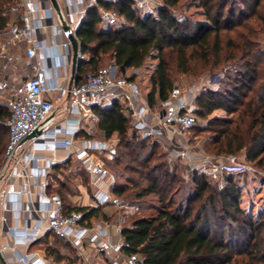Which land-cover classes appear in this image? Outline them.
Masks as SVG:
<instances>
[{
	"label": "trees",
	"instance_id": "trees-1",
	"mask_svg": "<svg viewBox=\"0 0 264 264\" xmlns=\"http://www.w3.org/2000/svg\"><path fill=\"white\" fill-rule=\"evenodd\" d=\"M158 1L154 13H141L132 0L101 2L100 6L119 12L123 19L120 30L104 27L98 7L89 8L76 34L84 58L78 61L75 82L82 83L89 72L108 69L103 67L105 61L110 62L109 68L117 66L118 74L133 72L126 77L136 82L134 72L153 59L157 65L150 77L147 101L156 108L160 101L169 99L175 74L189 73L194 61L217 66L249 58L220 88L208 90L197 99V116L208 122L200 130L212 132L206 145L214 157L244 155L264 169V62L252 43L256 29L264 31V0H239L235 7L229 5L233 0ZM187 2L199 10L203 20L178 12L185 8L188 12ZM19 6V0H0V35L19 21ZM251 19L255 20L253 25L248 23ZM240 28L244 31L235 32L234 37L227 35L223 41L224 33ZM218 110L228 116H213ZM94 111L99 118L97 130L106 140L116 136L119 141L115 164L120 166L118 172L124 182L116 183L112 194L130 208L137 207L136 212L146 209L142 205L149 201L153 212L141 214L122 227L124 255L137 254L144 264H264V217L255 220L240 206L241 193L230 174L222 175L224 185L220 186L198 171L179 175L168 163L152 165L159 142L141 137L122 105L116 101ZM9 118L7 105H1L0 155L3 148L5 153L6 138L8 142ZM76 137L84 138L80 134ZM123 172L136 174L139 180ZM103 207L64 204L66 212L81 211L88 221L102 216L108 219ZM218 226H233L234 230L218 233ZM54 241L70 245L58 237ZM46 250L59 264L79 261V257H68L60 249Z\"/></svg>",
	"mask_w": 264,
	"mask_h": 264
},
{
	"label": "built area",
	"instance_id": "built-area-1",
	"mask_svg": "<svg viewBox=\"0 0 264 264\" xmlns=\"http://www.w3.org/2000/svg\"><path fill=\"white\" fill-rule=\"evenodd\" d=\"M36 2L35 6L24 11L19 21L9 25L5 33L9 37L0 36V70L6 71L11 64L19 60L17 51L24 50L25 58L29 61L31 74L27 75L24 82L19 85L11 84L7 80L0 81V89L9 92L6 105L10 112V118L6 125L8 128V142L4 153V158L0 167V179L7 174L13 176L16 173V166L22 165L17 157L21 149L23 140L32 132L43 130V133L36 138L35 146L42 149H68L74 147V137L79 131V127L85 118L98 122L99 118L95 114L96 107H110L114 102L122 105L126 115L132 121L134 129L141 137L149 138L158 142L167 139L171 143L172 150L176 151L185 161H189L188 170L198 171L212 181L221 178L223 169V157L216 159L202 155L201 148L192 146L185 142L187 132L197 123L196 98L205 93L206 88L199 94H195L189 89L175 86L166 101H160L156 108H152L136 82L129 80L124 75H118L114 69H101L97 73H87L85 80L78 84L69 86L53 83L60 75V66H50L48 63V50L44 38V30L52 28V42L56 51L60 52L65 64H71L73 54L72 45L68 38L58 42V37L65 34L58 20V24L52 21L57 16L53 6L46 7L44 0ZM69 2V0H63ZM104 0H89L90 6L98 7L99 16L106 28L114 29L115 26L122 27L119 12L112 8H104L99 4ZM121 2L125 0H113ZM138 8H144L152 2L151 0H132ZM70 3V2H69ZM146 13H149L146 11ZM75 18L76 11H69ZM120 21V22H119ZM68 23V22H67ZM71 28L70 24L68 23ZM66 36V35H65ZM45 57L44 64L39 62V53ZM79 58H84L79 53ZM136 70L134 74H138ZM221 83V77H213L209 81L210 85ZM68 102L69 110L76 118L65 120L66 126L58 127L45 132L44 126L55 109L56 104ZM70 134V138L61 139V135ZM85 145L76 154L85 166L93 165V174L100 179L109 177V171L99 157L95 160L92 155L108 154L110 145L108 142L96 140H85ZM39 157H33L36 162ZM187 161V162H188ZM228 168V167H227ZM228 170L235 171V168ZM19 176H28L25 169L19 172ZM1 181V180H0ZM43 207L36 214L37 221L35 227L26 226L9 227L8 219L3 218L5 231L13 239V243H33L37 240L43 226L48 227L54 237L61 238L79 251L85 242L95 247L99 254L107 255L110 258L109 264H144L137 254L124 255L122 252L123 243H114L108 228L101 225H94L88 221L81 211L66 212L64 204L58 196L48 197L43 193ZM97 206L115 205L119 206L120 200L110 192L99 191L95 196ZM2 252L13 249L10 243L0 241ZM22 261L24 264H48V262L35 252L21 256L15 253V258L7 259L8 262ZM85 264H87L84 261Z\"/></svg>",
	"mask_w": 264,
	"mask_h": 264
},
{
	"label": "crops",
	"instance_id": "crops-1",
	"mask_svg": "<svg viewBox=\"0 0 264 264\" xmlns=\"http://www.w3.org/2000/svg\"><path fill=\"white\" fill-rule=\"evenodd\" d=\"M19 14H22L26 10L32 9L36 2L40 1L43 3L42 0H19ZM60 1V6L63 12V15L66 21L70 24L71 29L75 32L77 27L81 24L84 18L87 15V12L90 6L89 0H69V2H65L63 0ZM44 4L46 7H51L52 4L49 0H44ZM102 3H114L113 0H104ZM69 11H76L77 16L73 18ZM149 13H154L147 11ZM58 16V15H57ZM58 20L60 21L59 17H55L53 19L54 24H58ZM62 26V25H61ZM105 27V26H104ZM52 28H47L44 30V38L45 42L50 49L48 50V57H49V65L53 67L60 66V75L54 80L53 83L58 85L69 86L71 82V74H72V65L70 67L69 64H65L62 56L60 55L59 51H56L53 47L52 42ZM1 37H9L8 33H3L0 35ZM67 39L65 34H62L58 37V42L62 43ZM13 50L17 53L19 60L15 61L8 70L2 71L0 70V81L7 80V82L11 84L19 85L25 81L27 75L31 74V68L29 61L26 60L24 50L21 49L17 51L16 47H13ZM46 53V54H47ZM44 53H39V62H42V59L45 57ZM1 62V59H0ZM113 65V69H114ZM115 70V69H114ZM130 70L127 72H122L119 75L128 76ZM118 74V70L116 71ZM150 89L148 90L149 93ZM9 92L7 90L0 89V106L6 105V100ZM147 99V95H145ZM124 113L126 111L124 109ZM76 118L74 115L71 114L69 110L68 102H63L60 104L55 105V109L51 115V119L47 122L44 126L45 132L51 131L58 127L66 126L65 120L67 119H74ZM82 135L84 138H77L76 136L74 139V147L71 150L68 149H42L41 147L35 146L36 139L23 141L21 144V149L17 154V157L21 160L22 165L16 166V173L13 176H9L7 174L3 179H0V241L4 243H10L13 245V249L4 251L3 254L7 259L15 258V253H19L21 256H25L28 253L35 252L38 256L43 257L48 264H57L56 262L52 261L51 259H47L44 256L42 250L37 248V245L40 243L39 239L47 237L46 243L53 242L55 237L50 233L48 227L43 226L40 234L35 242L38 241V244L35 245L33 243H13V239L7 233V231L3 230V218L6 217L8 219L9 227L19 226L24 227L28 222L29 227H35L37 216L36 214L39 213L43 207V193L46 194L48 197L57 196L56 193L49 192L50 188H52L53 184H50V180L54 178H61V174L70 168L71 164L79 163L84 166L90 175V185L88 188V192L86 191L87 188L80 186V189H84L86 192L81 191L80 196H75L72 200L75 207H90L96 208L98 207L95 202V196L99 191L110 192L109 188V177L106 179H100L98 176L94 175L93 165L85 166L81 160H78L76 154L82 149L85 145L84 141L88 140H96L100 142H108L111 149V143L113 137L110 140H106L102 133L97 130V122L92 121L89 118L83 119L79 131L77 135ZM89 136L90 139H86L85 137ZM71 135H61L59 138L65 139L70 138ZM102 156L99 154H93L92 157L95 160ZM33 157H39V159L35 162ZM56 167H58L57 171H55ZM25 169L28 173V176H19V172ZM81 189V190H82ZM90 193V194H88ZM91 195V196H90ZM119 206L115 205H106L103 207V211L107 214L108 212H115ZM111 210H110V209ZM110 210V211H108ZM122 210V209H121ZM127 209L125 211V214ZM128 213V212H127ZM111 214V213H110ZM112 216L109 215L108 219L100 218L98 221L97 217L91 219V223L94 225H101L102 227L108 228L110 234L112 235V239L114 243H123V238L121 235V230L123 227V223H125L122 219H111ZM111 220V221H110ZM78 251V250H77ZM79 255V264H109L110 258L107 255L99 254L97 249L93 247L88 240H85L83 246L79 248L78 251ZM9 264H24L22 261H15L8 262Z\"/></svg>",
	"mask_w": 264,
	"mask_h": 264
},
{
	"label": "rangeland",
	"instance_id": "rangeland-1",
	"mask_svg": "<svg viewBox=\"0 0 264 264\" xmlns=\"http://www.w3.org/2000/svg\"><path fill=\"white\" fill-rule=\"evenodd\" d=\"M147 6L144 8H138L141 13H146V11L154 12L156 11V8L159 4L158 0H151ZM239 0H233L231 4L232 7L236 6ZM190 3H186V6L189 7V10L187 12L186 8L184 10L179 9L178 12H181L182 15H187L193 17V19H198V20H203L204 18L197 13L199 10L195 7L190 8ZM263 12V10H262ZM179 17L182 15L177 13ZM121 21V22H120ZM120 23H122L123 19H120ZM255 22L254 19L249 20V24L253 25ZM115 30H120L121 28L119 26L114 27ZM243 32V28H240L238 30H234L232 32H228L227 34L224 33L223 41L227 39V35H231V37H234L236 35L235 32ZM252 43L256 45L254 49L258 51L257 57L261 59V61L264 62V31L261 29H256L254 37H252ZM246 61H249V58H246L245 60H236L234 62H223L221 65L213 66L211 65H206L201 61H194L191 66V71L187 74H182V73H176L175 74V86H180L184 89H189L193 91L196 95L199 94L202 89L211 90V89H218L222 86L224 80L231 75H235L238 71H240L241 66L244 65ZM157 65L156 60H149L147 65L139 71L137 74L136 78V83L139 86L140 90L142 91L143 95L148 94V90L151 89L150 85V77ZM110 62L105 61V64L103 67L109 68ZM71 67V64H70ZM112 67V66H111ZM133 72H129L128 75H132ZM119 75V74H118ZM213 77H221V83L217 85H210L209 81ZM206 92V91H205ZM197 99H195L193 104H196L197 108ZM5 105V104H4ZM213 116H217L220 118H225L228 115L226 112L223 110H218L216 111ZM198 117V116H197ZM207 120H200L199 117L197 119L196 126L194 129H190L189 132H187L185 136V142H189L192 146H198L201 148L202 155H208L214 159L217 157H214L213 153L208 151V146L206 145V141L209 139V137L212 135V132H201V128L207 125ZM3 132L0 130V134ZM118 138L115 137L112 139L111 143V149L108 152V154H104L100 156L101 161L104 163L105 167L109 171V188L110 191L114 187L116 183H123L124 180L120 178L119 175V168L120 166L115 164V156L117 152V145H118ZM7 143V138L5 140V143ZM6 147V145H5ZM157 159H154L152 162V165H157V164H163V163H168L170 165L171 169L177 168V171L179 175L185 174L187 175V170H188V165L189 161H185L182 156H180L176 151L172 150L171 148V143L165 139L164 141L159 142V147L157 149ZM4 148L2 151V154L0 155V161L2 164L3 158H4ZM223 157L222 163L227 166L226 168L223 169L222 175L224 173L230 174L235 183L237 184L241 196L239 199L240 206L245 210L247 214L252 216L255 220H258L260 218L264 217V169L257 168L256 165L252 162H249L245 159L244 155H239L238 158H231L227 156H219ZM128 160V158H126ZM125 160H122L124 162ZM129 163V162H127ZM132 167H137L136 165L130 164ZM235 168V171L233 170H228L229 168ZM191 171V170H188ZM124 173V172H123ZM221 175V177H222ZM124 176H129L132 178H135L136 180H139V178L136 176V174H133L131 172L129 173H124ZM90 175L87 169L82 166V164L79 163H74L70 165V168L68 170H65L61 174V178H54L53 180H50V184H53L52 188H50L49 192H54L56 195L62 200L63 204L65 205H70L74 206L72 200L75 198V196H80L81 191L88 192V188L90 185ZM216 184H219L220 186H223L224 184V178H220V180L217 182H214ZM80 186L86 187L87 190L85 191L84 189H80ZM90 194V193H88ZM181 196V192L177 194V197ZM91 196V195H90ZM120 200V205L117 208L115 212H108V215H111V219H122L125 221L123 223L124 225L130 224L132 219L135 217L140 216L141 214H151V210L149 207L151 206L149 201L147 203H144L142 206L146 209H142V211L136 212L137 207H132L130 208L127 203L122 198H119ZM81 207V205H80ZM87 208V207H86ZM90 209V207H88ZM110 209V208H109ZM122 209V210H121ZM127 209V212L125 214V211ZM103 210V209H102ZM111 210V209H110ZM108 210V211H110ZM111 213V214H110ZM136 213V214H135ZM100 218L102 217H97L98 221H100ZM129 219V221H127ZM111 221V220H110ZM123 225V226H124ZM231 230L233 229V226L229 227ZM228 227L223 228L222 226H218L216 228V231L218 230V233H221L223 229H226L225 231H229ZM234 230V229H233ZM42 240V239H41ZM70 244V243H69ZM47 247H53L60 249L62 253H64L66 256L71 257V258H78V251L72 245H68L67 247L63 246V243L53 241L50 243H46L44 240L40 241V243L37 245V248L42 250L44 253V256L47 259H51L54 261L53 256H49L47 252ZM65 247V248H64ZM80 259V258H79ZM67 260V259H66ZM65 260V261H66ZM59 264L58 262H56ZM66 262H63L61 264H64ZM80 262L77 261L76 264H79Z\"/></svg>",
	"mask_w": 264,
	"mask_h": 264
},
{
	"label": "water",
	"instance_id": "water-1",
	"mask_svg": "<svg viewBox=\"0 0 264 264\" xmlns=\"http://www.w3.org/2000/svg\"><path fill=\"white\" fill-rule=\"evenodd\" d=\"M49 1L51 2L53 8L55 9V11H56V13H57V15H58V17L60 19L63 31H64L66 37L68 38V40L70 41V43L72 45V51H73V54H72V57H71L72 74H71V82H70V85H69V87H71L74 84V82H75L77 65H78V61L80 59L79 58V53H80V51H79V42H78V40L76 38V34H77V31H78V28H79L80 25L77 27L76 31L74 32L69 27L64 15H63V12H62V9H61V6H60V1L59 0H49ZM116 67L117 66H115V68ZM123 72L125 73V70H123ZM50 119H51V117H50ZM42 133H43V130H37L35 132H32L23 141L36 139ZM0 264H9L8 261H7V258L5 257V255L3 254L1 249H0Z\"/></svg>",
	"mask_w": 264,
	"mask_h": 264
}]
</instances>
